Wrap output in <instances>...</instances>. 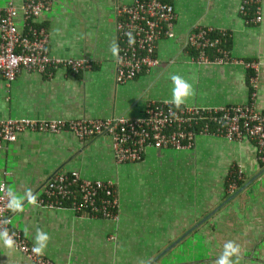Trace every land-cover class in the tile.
<instances>
[{"label": "crops", "instance_id": "obj_1", "mask_svg": "<svg viewBox=\"0 0 264 264\" xmlns=\"http://www.w3.org/2000/svg\"><path fill=\"white\" fill-rule=\"evenodd\" d=\"M166 1L175 13L173 36L156 40V64L116 83L113 7L130 0H53L37 18L48 52L86 57L91 66L76 74L58 68L50 77L21 70L8 84L0 79V119L136 117L147 101L171 98L172 75L192 85L186 104L244 103L253 71L239 64L190 62L183 39L191 23L225 30L230 54L256 63L252 103L263 112L264 0H256L260 19L253 24L238 13L240 0ZM232 166L241 170L240 185L249 181L227 199L240 186L225 188ZM70 169L84 178L113 181L116 221L34 201L53 171ZM0 180L10 195L11 226L33 247L38 232L46 233L42 255L55 264H144L187 229L151 264H216L228 242L239 247L232 264H264V163L256 160L249 139L197 136L188 150L147 148L140 161L116 164L106 136L81 141L66 130L22 131L0 147ZM0 264L33 263L0 237Z\"/></svg>", "mask_w": 264, "mask_h": 264}, {"label": "built area", "instance_id": "obj_2", "mask_svg": "<svg viewBox=\"0 0 264 264\" xmlns=\"http://www.w3.org/2000/svg\"><path fill=\"white\" fill-rule=\"evenodd\" d=\"M53 0H3L0 6V79L10 83L21 70L50 77L62 68L71 74L91 66L86 57H58L47 49L45 28L37 22ZM238 13L246 23H256L260 12L256 0H240ZM116 54L114 81L121 83L146 72L156 64L153 48L161 37L173 36L175 13L166 0H130L113 7ZM134 42L130 43V37ZM228 33L210 25L191 23L184 35L188 60L196 64H239L253 71L247 77L249 97L242 104L199 106L182 104L171 108L168 99L149 100L136 117L113 115L105 118L77 119L6 117L0 119V147L15 140L22 131L57 133L66 130L83 141L103 135L108 138L116 164L142 159L147 148L188 150L197 136H221L226 140L249 139L257 161L264 163V111L254 108L256 63L232 56L225 44ZM175 113V115H173ZM241 178L237 166L228 169L225 188L232 192ZM48 207L67 205L78 215L116 221L117 199L113 181L88 179L76 170L53 171L34 199ZM10 195L0 180V237L33 264H55L11 226ZM10 241V243H8Z\"/></svg>", "mask_w": 264, "mask_h": 264}, {"label": "clouds", "instance_id": "obj_3", "mask_svg": "<svg viewBox=\"0 0 264 264\" xmlns=\"http://www.w3.org/2000/svg\"><path fill=\"white\" fill-rule=\"evenodd\" d=\"M128 35L130 37L129 42H134L130 34ZM115 47L116 46L113 45V50L115 49ZM171 81L173 83L172 95L167 103L171 106V108L179 110L181 105L184 104L185 101L193 94L192 85L179 75H172ZM173 115H175V113H173ZM47 240L48 236L46 233L38 232L36 237L37 243L33 251L38 255L43 254V250L46 246ZM8 243H10V241H8ZM238 252L239 247L233 242H228L225 245V252L219 257V259L216 261V264H232L230 257Z\"/></svg>", "mask_w": 264, "mask_h": 264}, {"label": "water", "instance_id": "obj_4", "mask_svg": "<svg viewBox=\"0 0 264 264\" xmlns=\"http://www.w3.org/2000/svg\"><path fill=\"white\" fill-rule=\"evenodd\" d=\"M249 181V180H248ZM248 181H246L245 183H243L242 185H240L237 190H235L231 195H229L227 197L230 198L232 197L234 194H236L238 191H240L247 183ZM207 216V215H206ZM206 216H204L201 219H204ZM188 232V229L182 233V235H179L176 239H174L173 241H171L166 247H164L161 251H159L157 254H155L153 257H151L149 260H147L144 264H151L155 259H157L167 248H169L170 246H172L177 240H179L182 236H184V234H186Z\"/></svg>", "mask_w": 264, "mask_h": 264}, {"label": "trees", "instance_id": "obj_5", "mask_svg": "<svg viewBox=\"0 0 264 264\" xmlns=\"http://www.w3.org/2000/svg\"><path fill=\"white\" fill-rule=\"evenodd\" d=\"M241 181H242V180H238V181H237V187L240 185Z\"/></svg>", "mask_w": 264, "mask_h": 264}]
</instances>
